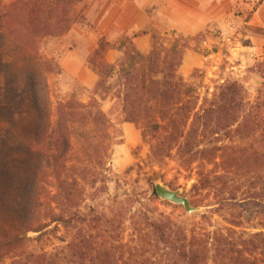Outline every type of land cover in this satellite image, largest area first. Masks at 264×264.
<instances>
[{
    "label": "trees",
    "instance_id": "1",
    "mask_svg": "<svg viewBox=\"0 0 264 264\" xmlns=\"http://www.w3.org/2000/svg\"><path fill=\"white\" fill-rule=\"evenodd\" d=\"M82 2L0 0V261L264 264V84L250 97L244 80L229 77L199 95L179 68L185 51L193 50L190 42L204 32L182 37L156 18L148 53L126 35L110 64L105 54L112 45L98 38L85 57L96 75L87 89L42 47L88 23ZM62 78H68L67 90L53 88ZM111 118L119 127L129 123L140 131L149 163L174 159L193 174L191 199L201 205L204 195L211 209L186 216L191 224L155 219L142 202L157 199L151 185V193L136 200L142 227L135 226L127 243L107 239L111 219L95 212L94 194L100 190L85 206L82 182L89 173L96 175L94 168L107 157ZM86 219L108 237L74 232L50 253L24 247L28 233L38 234L32 239L37 241L51 224L70 231Z\"/></svg>",
    "mask_w": 264,
    "mask_h": 264
},
{
    "label": "rangeland",
    "instance_id": "2",
    "mask_svg": "<svg viewBox=\"0 0 264 264\" xmlns=\"http://www.w3.org/2000/svg\"><path fill=\"white\" fill-rule=\"evenodd\" d=\"M7 2L8 0H3ZM93 4V6H91ZM89 6H91L89 10ZM97 0H83L80 8H83L86 14L88 23L83 26H78L66 37L61 39L47 40L43 44V52L50 56H55L59 62L61 52L67 49H78L84 53L91 43L96 39V34L87 27L88 24L93 25L95 13L97 11ZM242 28L235 32L219 29L216 27L210 28L204 32L198 39H193L190 42V47L199 53L206 54L213 51L210 57L204 61L203 65L198 69V72L187 77H182L187 84L193 86L199 95H202L206 89L211 92L217 81L232 77L234 79L244 80L245 87L250 97H255V91L258 87L264 84V58H259L257 55L240 50L243 34ZM91 32L90 36H85L84 33ZM124 38V35H117L116 40H112L113 44H118ZM189 38V37H188ZM60 64V63H59ZM69 74L64 68H62ZM232 73V74H231ZM70 77L73 78L71 74ZM66 81L68 78H62L54 81L53 88L65 91L67 90ZM86 100V96H82ZM109 108V103L103 105V110L106 112ZM111 128L109 135L111 142L107 151V157L101 164L94 168L96 175L88 174L84 182L85 189L84 205L88 206L92 203L91 195L96 189L100 190L94 194L95 212L99 216H105L111 219L110 227L112 234L107 239L127 243L134 234L135 226L142 227L141 220L137 214L138 203L136 202L138 195L144 192L151 193V185L160 182L169 186L172 190H181L182 195L187 197L192 206L205 207L210 201V198H203L201 205H197L195 199H191L189 189L195 181V176L179 168L174 159L166 160L162 165L151 164L148 161L149 147L146 142H143L140 137V131H137L138 140L136 143L128 142L123 128L117 126L114 118H111ZM96 180L94 188H91V182ZM148 213L155 219H169L176 224H191L192 221L186 219L187 215L182 206L164 204L161 199H143ZM165 202V201H164ZM178 206V207H177ZM200 212V213H202ZM194 213V214H200ZM193 215V214H192ZM198 220V219H196ZM213 221L220 223L221 220L216 215L213 216ZM96 224L89 220L76 223L72 230H66L61 225L51 224L44 230L42 237L35 241L36 233H28L30 241L24 242V247L27 251L40 253L42 251L53 252L57 247L65 245V241L69 240L72 233H85L86 235L108 237L104 231L98 232ZM124 257H126L124 255ZM9 258L0 261V264H11Z\"/></svg>",
    "mask_w": 264,
    "mask_h": 264
},
{
    "label": "crops",
    "instance_id": "3",
    "mask_svg": "<svg viewBox=\"0 0 264 264\" xmlns=\"http://www.w3.org/2000/svg\"><path fill=\"white\" fill-rule=\"evenodd\" d=\"M98 6L93 20V31L96 39L91 41L84 53L78 49H67L61 52L59 63L83 87L92 88L96 75L87 67L85 57L90 53L98 38L104 37L111 43L105 59L114 64L120 52L118 44H113L117 35L134 36L132 42L141 53H148L151 48V21L159 18L167 29L182 37H193L212 27L226 29L235 7L245 8L242 0H97ZM93 6V4H91ZM89 6V10L91 8ZM86 16V14H84ZM240 50L264 58V34L251 29L264 31V1L255 9L243 26ZM92 36L91 32L84 33ZM213 52L207 56L186 50L179 74L187 77L194 69L200 68ZM127 141L136 143L137 131L134 126L125 123L121 126Z\"/></svg>",
    "mask_w": 264,
    "mask_h": 264
},
{
    "label": "water",
    "instance_id": "4",
    "mask_svg": "<svg viewBox=\"0 0 264 264\" xmlns=\"http://www.w3.org/2000/svg\"><path fill=\"white\" fill-rule=\"evenodd\" d=\"M153 188L159 199L174 205L182 206L187 215L200 213L205 210V207L202 206H192L189 199L182 195L181 190H172L160 182L155 183Z\"/></svg>",
    "mask_w": 264,
    "mask_h": 264
},
{
    "label": "built area",
    "instance_id": "5",
    "mask_svg": "<svg viewBox=\"0 0 264 264\" xmlns=\"http://www.w3.org/2000/svg\"><path fill=\"white\" fill-rule=\"evenodd\" d=\"M246 4L245 8L235 7L231 13V20L227 24L226 30L240 31L245 23L249 20L255 9L264 1V0H242Z\"/></svg>",
    "mask_w": 264,
    "mask_h": 264
}]
</instances>
